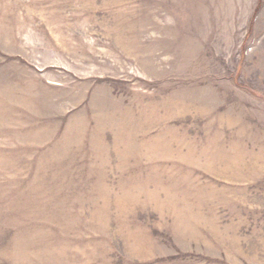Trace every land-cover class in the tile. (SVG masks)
<instances>
[{
	"label": "rangeland",
	"instance_id": "374dc122",
	"mask_svg": "<svg viewBox=\"0 0 264 264\" xmlns=\"http://www.w3.org/2000/svg\"><path fill=\"white\" fill-rule=\"evenodd\" d=\"M0 264H264V0H0Z\"/></svg>",
	"mask_w": 264,
	"mask_h": 264
}]
</instances>
